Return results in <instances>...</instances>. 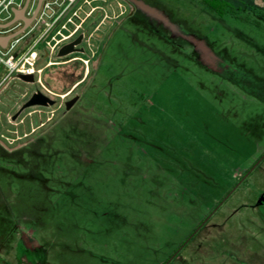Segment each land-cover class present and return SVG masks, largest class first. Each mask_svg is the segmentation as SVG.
<instances>
[{"label":"rangeland","instance_id":"374dc122","mask_svg":"<svg viewBox=\"0 0 264 264\" xmlns=\"http://www.w3.org/2000/svg\"><path fill=\"white\" fill-rule=\"evenodd\" d=\"M138 1L11 89L56 101L0 125V264H264V0Z\"/></svg>","mask_w":264,"mask_h":264},{"label":"built area","instance_id":"2783aa9c","mask_svg":"<svg viewBox=\"0 0 264 264\" xmlns=\"http://www.w3.org/2000/svg\"><path fill=\"white\" fill-rule=\"evenodd\" d=\"M37 1L0 0V37H8L5 45L0 46V97L18 82H24L18 78V74H32L34 82L24 83H39L42 86L38 77L41 71L37 68L38 57L43 56L49 60L56 56L60 46L79 34L82 35L84 51L78 54L81 57L77 59L84 65L85 72L94 56L90 40L99 23L92 26V20L99 12L103 14L101 22L107 17L103 7L94 3L96 0H41L28 26L15 34L21 28L22 21L13 20L12 10L23 8L24 16L30 17ZM34 29L39 30L35 41L15 53L18 43ZM52 63L47 62L48 65ZM7 117L10 119L9 115Z\"/></svg>","mask_w":264,"mask_h":264},{"label":"water","instance_id":"95a60500","mask_svg":"<svg viewBox=\"0 0 264 264\" xmlns=\"http://www.w3.org/2000/svg\"><path fill=\"white\" fill-rule=\"evenodd\" d=\"M41 0H38L34 9L33 14L30 17H26L24 16V11L23 8L20 9H13V20H21L22 21V26L21 28L15 33L18 34L20 32H22L30 23L32 17L34 16V14L36 13L39 3ZM139 9L143 10L144 12L159 18L161 20L162 16L155 11L154 9L148 7L147 5H145L143 2H140L138 0H131ZM14 34V35H15ZM8 37H0V46H4L6 41H7ZM81 39H82V35L79 34L76 38H74L72 41L63 44L62 46H60L56 52V57L60 58V57H64L67 56L69 54L72 53H82L83 52V48L79 47V45L81 44ZM18 78L24 82L27 83H33L34 82V78L32 74H18ZM78 98L77 95L73 96L72 98H70L69 100H66L64 102V106L66 109H68ZM54 104V100L52 98H50L49 96H47L45 93H43L42 91H40L39 89L34 90L29 96L28 98L21 103V105L19 106V108L14 112V114L11 116V119L14 120L16 119L19 114L30 107H49L52 106Z\"/></svg>","mask_w":264,"mask_h":264},{"label":"crops","instance_id":"0c3cea01","mask_svg":"<svg viewBox=\"0 0 264 264\" xmlns=\"http://www.w3.org/2000/svg\"><path fill=\"white\" fill-rule=\"evenodd\" d=\"M78 82V81H77ZM23 85H29L24 82H18L16 86H23ZM11 90L7 91L4 96H1L0 99V125L3 127L6 134H16L18 128L16 127L17 123L22 120L27 113L24 114L23 111L19 114V116L12 120L11 116L14 114V112L18 109L16 105L17 99L14 97V94H11ZM10 116V119L7 116ZM17 119H19L17 121Z\"/></svg>","mask_w":264,"mask_h":264},{"label":"trees","instance_id":"16d2710c","mask_svg":"<svg viewBox=\"0 0 264 264\" xmlns=\"http://www.w3.org/2000/svg\"><path fill=\"white\" fill-rule=\"evenodd\" d=\"M204 4L207 5L212 10H219L220 8H229V4L225 0H203ZM219 2L220 8H217V3ZM216 3V4H214ZM222 13V12H220Z\"/></svg>","mask_w":264,"mask_h":264},{"label":"flooded vegetation","instance_id":"af4514ba","mask_svg":"<svg viewBox=\"0 0 264 264\" xmlns=\"http://www.w3.org/2000/svg\"><path fill=\"white\" fill-rule=\"evenodd\" d=\"M125 3H126V5H127V7H128V11H130V10H133L134 9V7H137L131 0H123ZM127 11V12H128ZM152 16V15H151ZM79 47H82V45L80 44L79 45ZM83 48V47H82ZM83 51H84V49H83ZM83 53V52H82ZM75 54H81V53H75ZM48 92H49V90H47ZM46 94V93H45ZM47 96H49L48 94H46ZM55 96H59V95H55ZM50 97V96H49ZM51 98V97H50ZM53 100H54V104H55V99L54 98H52ZM65 102V101H64ZM64 102H63V107L65 108V106H64ZM53 104V105H54ZM49 107H51V106H49ZM43 108H48V107H43Z\"/></svg>","mask_w":264,"mask_h":264}]
</instances>
